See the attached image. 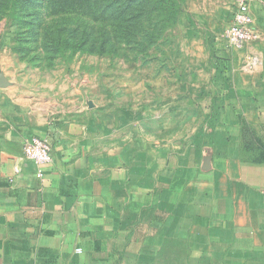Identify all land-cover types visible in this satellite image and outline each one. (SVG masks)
Returning <instances> with one entry per match:
<instances>
[{
	"label": "crops",
	"instance_id": "0c3cea01",
	"mask_svg": "<svg viewBox=\"0 0 264 264\" xmlns=\"http://www.w3.org/2000/svg\"><path fill=\"white\" fill-rule=\"evenodd\" d=\"M244 48L235 110L183 148L103 144L0 89V264H264V60ZM34 137L51 163L25 160Z\"/></svg>",
	"mask_w": 264,
	"mask_h": 264
},
{
	"label": "rangeland",
	"instance_id": "374dc122",
	"mask_svg": "<svg viewBox=\"0 0 264 264\" xmlns=\"http://www.w3.org/2000/svg\"><path fill=\"white\" fill-rule=\"evenodd\" d=\"M36 2L22 8L32 16L0 20V89L39 113L84 127L103 144L140 137L183 148L207 141L222 112L235 110L220 100L242 76V49L226 37L232 0H183L174 25L148 47L140 45L141 34L121 45L112 21L103 34L69 6L62 13L61 1H51L49 15L36 20L42 10ZM250 3L255 38L243 50V64L264 60V0ZM94 26L92 50L86 30ZM62 41L67 45L53 47Z\"/></svg>",
	"mask_w": 264,
	"mask_h": 264
},
{
	"label": "trees",
	"instance_id": "16d2710c",
	"mask_svg": "<svg viewBox=\"0 0 264 264\" xmlns=\"http://www.w3.org/2000/svg\"><path fill=\"white\" fill-rule=\"evenodd\" d=\"M37 0H0V20L7 19L17 22L32 16L24 12L23 7H34ZM53 0H41L42 10L35 13L36 20L48 16L49 4ZM61 1L59 7L65 13L72 9L77 15H82L89 21L100 26L97 30L103 34L109 33L107 24L113 22V31L120 36V44L128 47L135 36L141 34L145 42H139L142 47L153 46L161 39L166 29L174 25L178 15L182 13L183 0H54ZM69 6V8H68ZM147 24V25H146ZM95 26L86 30L88 44L94 50L91 42ZM62 43V44H61ZM67 41L57 42L54 48L67 45ZM84 47V45L82 46Z\"/></svg>",
	"mask_w": 264,
	"mask_h": 264
},
{
	"label": "built area",
	"instance_id": "2783aa9c",
	"mask_svg": "<svg viewBox=\"0 0 264 264\" xmlns=\"http://www.w3.org/2000/svg\"><path fill=\"white\" fill-rule=\"evenodd\" d=\"M234 12L231 25L226 33L230 45L235 49H243L255 38L252 26L254 17L250 0H232ZM24 158L41 166L52 162V148L50 144L40 138L34 137L24 146ZM81 251V250H78Z\"/></svg>",
	"mask_w": 264,
	"mask_h": 264
}]
</instances>
